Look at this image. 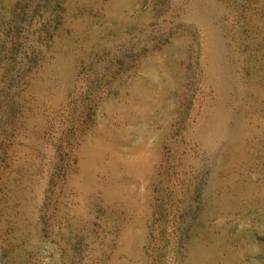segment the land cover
<instances>
[{
    "label": "rangeland",
    "instance_id": "374dc122",
    "mask_svg": "<svg viewBox=\"0 0 264 264\" xmlns=\"http://www.w3.org/2000/svg\"><path fill=\"white\" fill-rule=\"evenodd\" d=\"M0 264H264V0H0Z\"/></svg>",
    "mask_w": 264,
    "mask_h": 264
}]
</instances>
